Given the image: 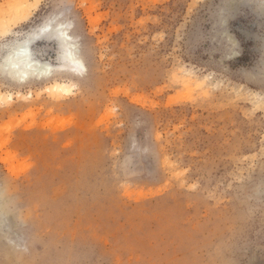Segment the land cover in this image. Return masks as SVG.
<instances>
[{"label": "rangeland", "instance_id": "obj_1", "mask_svg": "<svg viewBox=\"0 0 264 264\" xmlns=\"http://www.w3.org/2000/svg\"><path fill=\"white\" fill-rule=\"evenodd\" d=\"M20 1L0 0V264H264V0H27L18 21ZM47 23L83 75L50 34L51 75L4 63Z\"/></svg>", "mask_w": 264, "mask_h": 264}, {"label": "bare ground", "instance_id": "obj_2", "mask_svg": "<svg viewBox=\"0 0 264 264\" xmlns=\"http://www.w3.org/2000/svg\"><path fill=\"white\" fill-rule=\"evenodd\" d=\"M38 0H35L37 4ZM15 18L16 20L24 21L29 14V7L27 0H21L15 6ZM40 31L33 33L31 36L25 38L19 45H17L7 56L6 65L8 68L15 71L19 74L20 79L30 77V73H35L38 78L43 76H49L52 74V65L49 63L40 62L37 59H34L31 53V42L35 38H41L50 34L55 40L58 41L61 51L62 62L57 66L58 70H71L76 72L78 75H83L86 71V66L83 59L78 56L76 52V45L74 38L69 34L67 29L63 26L62 23L52 27L49 23L40 27ZM8 29V24L3 18L0 19V32L4 33ZM50 37V36H49ZM70 84L64 81H54L46 85L51 95H56L57 98L61 95H69L71 93ZM65 123H61L60 127H64Z\"/></svg>", "mask_w": 264, "mask_h": 264}]
</instances>
